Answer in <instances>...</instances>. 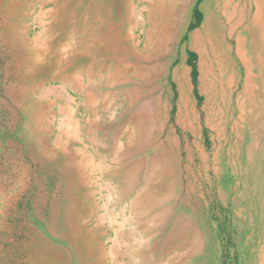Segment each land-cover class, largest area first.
<instances>
[{
    "label": "rangeland",
    "instance_id": "rangeland-1",
    "mask_svg": "<svg viewBox=\"0 0 264 264\" xmlns=\"http://www.w3.org/2000/svg\"><path fill=\"white\" fill-rule=\"evenodd\" d=\"M159 1L0 0V264H264V0Z\"/></svg>",
    "mask_w": 264,
    "mask_h": 264
},
{
    "label": "bare ground",
    "instance_id": "bare-ground-1",
    "mask_svg": "<svg viewBox=\"0 0 264 264\" xmlns=\"http://www.w3.org/2000/svg\"><path fill=\"white\" fill-rule=\"evenodd\" d=\"M160 3H162V0H160L159 1ZM163 2H165L164 0H163ZM226 2V1H225ZM230 3V2H229ZM256 3H258V2H256ZM231 4V3H230ZM229 4V5H230ZM167 12H166V16H167V19H168V24L166 25V27L170 30L171 29V27H174L175 25L176 26H178L179 25V22H181V19H178L177 17H178V14L179 13H184L185 12V10H186V8H187V4H183V6L182 7H179L178 6V4L174 1V0H168L167 1ZM228 5V6H229ZM160 7H162V6H160ZM160 7H158V8H160ZM258 7V6H257ZM164 8V7H163ZM166 8V7H165ZM259 9V8H258ZM132 10V9H131ZM261 11H264V8H261ZM180 14V15H181ZM254 17V16H253ZM256 19H258V20H260L259 18H263L262 16H261V12L260 11H257V15H256V17H255ZM254 19V18H253ZM257 20V21H258ZM260 22V21H259ZM264 22V21H263ZM259 24V23H258ZM260 26V25H259ZM264 26V25H263ZM262 26V27H263ZM165 27V28H166ZM264 28V27H263ZM165 30V29H164ZM260 31V30H259ZM165 32V31H164ZM170 35V34H169ZM169 37V36H168ZM263 39V41H264V38H262ZM240 46V45H239ZM253 46H254V48H256L257 46L255 45V44H253ZM242 47V46H241ZM238 48V47H237ZM242 49V48H241ZM264 51V50H263ZM244 55V54H243ZM246 57V56H245ZM262 66H263V68H264V65L263 64H261ZM260 65V66H261ZM253 66V65H252ZM251 71V70H250ZM249 80V79H248ZM186 82V81H185ZM181 90H182V88H181ZM185 94V92H184V90L182 91V95H181V101H182V107L183 106H185V102H186V99H185V97H186V95H184ZM74 131H76V130H74ZM77 133V132H76ZM36 146V145H35ZM34 147V146H33ZM81 224V223H80ZM67 229V228H66ZM65 229V230H66ZM87 231H88V228H87ZM90 231V230H89ZM66 232V231H65ZM88 233V232H87ZM90 234V233H89ZM69 235V234H68ZM92 235V234H91ZM38 237V236H37ZM87 238V237H86ZM94 238V237H93ZM41 239V238H40ZM77 239V238H76ZM90 240H91V238H89ZM39 241V240H38ZM69 241V240H68ZM71 241V240H70ZM78 243V242H77ZM72 244V243H71ZM73 245V244H72ZM44 246V245H43ZM78 247H80V246H78ZM103 247V246H102ZM92 248V247H91ZM94 248V247H93ZM63 249V248H62ZM44 250V249H43ZM64 250V249H63ZM105 250V249H104ZM34 251V250H33ZM45 251V250H44ZM43 251V252H44ZM47 251V250H46ZM56 251V250H55ZM89 251H90V249H89ZM92 251V250H91ZM112 251V250H111ZM38 252V251H37ZM36 252V253H37ZM72 252H74V251H72ZM40 253V252H39ZM95 253V252H94ZM45 254H46V252H45ZM105 254H106V252H105ZM49 255V254H48ZM52 255H53V252H52ZM79 255V254H78ZM56 256H59V255H56ZM64 256V255H63ZM102 256V255H101ZM28 257H30V256H28ZM48 257V256H47ZM52 257V256H51ZM50 257V258H51ZM76 257V256H75ZM78 257V256H77ZM80 257V256H79ZM44 258V257H43ZM130 259V258H129ZM46 260V259H45ZM60 260V259H59ZM58 260V262H60ZM64 260V259H63ZM66 260V259H65ZM64 260V261H65ZM102 260V259H101ZM104 260V259H103ZM53 261H55V260H53ZM66 261H68V260H66ZM84 261V260H83ZM57 262V261H56ZM52 263V262H51ZM62 263H64V262H62ZM81 263H82V261H81ZM53 264V263H52ZM55 264V263H54ZM80 264V263H79Z\"/></svg>",
    "mask_w": 264,
    "mask_h": 264
},
{
    "label": "crops",
    "instance_id": "crops-1",
    "mask_svg": "<svg viewBox=\"0 0 264 264\" xmlns=\"http://www.w3.org/2000/svg\"><path fill=\"white\" fill-rule=\"evenodd\" d=\"M143 164V163H142ZM137 166L138 165H136V166H134V167H136L137 168ZM140 166V165H139ZM133 167V166H132ZM116 168H120L119 170H122V171H120V172H125V171H132V169L133 168H130L129 169V164H128V159H126L125 160V162L124 163H121L120 165H118V166H116ZM129 169V170H128ZM138 169V168H137ZM139 171H141V169L139 170ZM116 172H119V171H115V173H113V174H116ZM139 193H138V195H136V197L134 198V202L136 201H138V198H139ZM183 217H184V215H177L176 216V221H175V223H174V229L176 230V229H180L181 227H183V226H187L188 225V221L186 222V223H183ZM167 222H168V219L166 218L165 219V226L167 227ZM189 227L190 226H192V219L191 218H189V225H188ZM165 228V227H164Z\"/></svg>",
    "mask_w": 264,
    "mask_h": 264
},
{
    "label": "trees",
    "instance_id": "trees-1",
    "mask_svg": "<svg viewBox=\"0 0 264 264\" xmlns=\"http://www.w3.org/2000/svg\"><path fill=\"white\" fill-rule=\"evenodd\" d=\"M195 16H197V17L199 18V20H201L202 13H201L197 8L195 9ZM196 24H197V23H191V24H190V28L195 27ZM195 57H196V54H195L194 52H191L190 55H189V59H188L189 63L192 65V68H193V69H192V73H193L194 75H196V73H197V71H196V66H195V64H194V59H195Z\"/></svg>",
    "mask_w": 264,
    "mask_h": 264
}]
</instances>
